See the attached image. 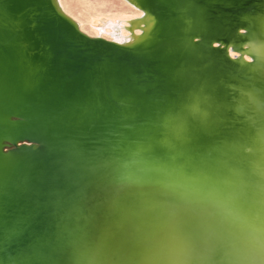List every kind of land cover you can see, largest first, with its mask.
Masks as SVG:
<instances>
[{
    "label": "water",
    "instance_id": "water-1",
    "mask_svg": "<svg viewBox=\"0 0 264 264\" xmlns=\"http://www.w3.org/2000/svg\"><path fill=\"white\" fill-rule=\"evenodd\" d=\"M196 2L198 22L217 19L213 26L220 29L201 24L193 48H207L232 74L244 71L226 49L212 48L220 32L247 24L236 12L243 0ZM183 9H190L188 1L178 0L177 14ZM48 39L50 47L39 51L51 48L57 57H38V65L26 69L33 82L28 93L34 95L17 94L12 69L0 66V264H145L160 253L159 231L152 229L150 210L159 207L153 190L175 178L157 140L178 94L168 65L181 56L167 64L148 51L109 44L107 57L132 71L123 84L115 79L107 84L111 104L89 102L87 71L66 77L72 88L67 92L44 87L39 77L52 75L46 70L53 64H67L60 43ZM247 162V155L235 159L223 167V183L179 200L210 223L226 264L242 254L248 237L257 242L264 231V186L258 173L248 172ZM129 243L134 249L128 251Z\"/></svg>",
    "mask_w": 264,
    "mask_h": 264
},
{
    "label": "bare ground",
    "instance_id": "bare-ground-1",
    "mask_svg": "<svg viewBox=\"0 0 264 264\" xmlns=\"http://www.w3.org/2000/svg\"><path fill=\"white\" fill-rule=\"evenodd\" d=\"M126 1L138 10L135 17L104 22L91 36L66 12L60 0H0V66L12 69L17 94L34 95L28 89L33 84L29 77L32 73L26 69L38 65V57H57L51 48L39 51L42 45L50 47L51 37L62 46L67 64L61 62L60 67L53 64L45 69L52 75L39 77L44 87L67 92L72 88L66 77L87 71L91 88L86 92L88 101L110 103L107 84L112 79L123 84L132 70L107 57L109 44L148 51L159 62L169 60L167 64L180 54L178 62L168 65L178 94L161 122L157 140L175 178L166 187L153 190L159 201V207L150 210L155 225L152 227L151 219L144 220L159 231L160 238L155 241L159 238L160 253L145 264H226V257L222 252L219 255L218 245L210 235V223L192 214L179 200L197 188L213 189L223 183V167L245 155L248 172L255 176L258 173V182L264 186V0H243L241 10L236 12L241 22L250 25L237 31L224 30L216 36L220 41L212 43L214 50L226 49L227 58L243 66L244 71L233 74L207 48H193L199 41L200 27L213 30L211 23L217 19L209 24L198 22L194 6L192 16L186 9L177 14L178 0ZM175 19L178 24L172 27ZM18 82L24 87H19ZM237 166L233 164L234 169ZM162 210L167 215H161ZM254 238L248 237L242 254L227 264H264V231L258 232L257 242ZM128 249L134 247L129 243Z\"/></svg>",
    "mask_w": 264,
    "mask_h": 264
},
{
    "label": "rangeland",
    "instance_id": "rangeland-1",
    "mask_svg": "<svg viewBox=\"0 0 264 264\" xmlns=\"http://www.w3.org/2000/svg\"><path fill=\"white\" fill-rule=\"evenodd\" d=\"M64 9L81 25L82 29L89 35L94 36L97 26L104 22H115L118 20H128L135 17L138 10L126 0H60ZM63 1V2H62ZM190 7L197 6V2L187 0ZM68 10H67V9ZM186 10V11H188ZM189 12V11H188ZM192 16V14H190ZM202 17V16H201ZM211 23V29L214 23ZM207 24V22H206ZM220 28V27H219ZM94 34V35H93Z\"/></svg>",
    "mask_w": 264,
    "mask_h": 264
}]
</instances>
